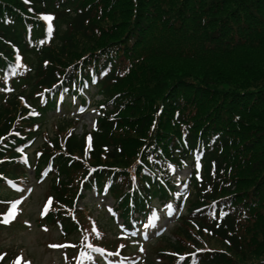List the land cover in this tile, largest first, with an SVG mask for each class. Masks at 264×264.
<instances>
[{"label":"trees","instance_id":"obj_1","mask_svg":"<svg viewBox=\"0 0 264 264\" xmlns=\"http://www.w3.org/2000/svg\"><path fill=\"white\" fill-rule=\"evenodd\" d=\"M46 14L53 16L51 41L37 54L36 47L30 48L25 40L26 27H31L30 37H41L43 28L34 18ZM16 51L25 60L37 58L30 96L56 83L57 70L79 60L84 67L94 63L96 72H105L100 73L104 100L119 98L92 135L90 163L119 167L143 142L151 147L159 128L158 137L172 130L171 119L178 112L179 122L192 120L190 148L200 130L206 133L215 126L212 130L220 132L216 146L222 150L206 148L204 179L210 190L197 185L196 198L201 202L208 196V201L229 197L235 210L241 206L244 214L239 223L230 213L211 224L199 215L187 218L186 225L192 222L200 232L206 228L228 250V254L202 258L198 264H252L264 259V113L260 114L261 109L264 112V0H0V53L10 57ZM155 60L195 64L190 72L159 78L153 72ZM117 62L119 66L134 63L136 71L131 68L123 80L117 76ZM164 95L165 107L161 105ZM159 107L163 108L160 113ZM24 113L20 100L12 97L6 104L0 97V135L6 134L12 115ZM173 131L180 133L179 127ZM12 142H4L8 154ZM170 145L164 151L169 158L175 148ZM132 146L136 149L130 153ZM82 147L83 140L76 136L65 146L76 154L82 153ZM53 149H60L57 141ZM182 150L185 153V146ZM55 158L59 164L61 158ZM210 161L215 162V175L209 173ZM66 165H60L62 177L53 187L56 199L70 206L76 189L71 172L77 164ZM227 167L231 179L221 180ZM4 171L0 166V174L5 175ZM197 200L192 207L199 204ZM67 225L71 226L69 221ZM179 245L167 248L173 253L185 251Z\"/></svg>","mask_w":264,"mask_h":264},{"label":"rangeland","instance_id":"obj_2","mask_svg":"<svg viewBox=\"0 0 264 264\" xmlns=\"http://www.w3.org/2000/svg\"><path fill=\"white\" fill-rule=\"evenodd\" d=\"M123 8L127 9L128 5H124ZM155 61H153L152 63H154ZM194 64L195 63L190 62L179 63L176 61H168L161 64V62L156 61V68L155 70H153V72L155 73V77L166 78L168 74L190 72L192 71V65ZM73 67L74 65L71 68ZM200 72L203 71L200 70ZM163 97L165 99L164 102L161 103V105L164 107L166 105L168 106L166 95H164ZM99 100L100 97L95 98V96L92 99L93 102H97ZM93 110L94 108L86 110L83 114H76L73 105L72 108H69L68 112H71L70 117H75L77 120H79V122L75 124L77 127L75 133L78 136L86 131H90L94 127V119L97 117V114ZM261 113H264L262 109L260 111V114ZM56 114L57 113L53 111L46 113V121L42 126V136L34 142L32 149L28 151L30 158L33 157V154L31 153H34L35 150L37 151V148H40L39 146H41L43 138L46 136L52 137L53 133L55 132L56 124L58 123ZM256 122L257 121H253V123ZM59 124L60 123H58V125ZM65 127H67V125ZM159 135L160 137L157 138L158 142H162L164 139L169 138L166 133H159ZM135 147L136 146L131 147L130 153H133V151L136 149ZM135 157L136 155L134 154L130 159L125 161V164H132L135 161ZM123 164L124 163L120 164L119 167H122ZM189 174L190 169L188 167H185L184 169L179 171H174V177L178 180L189 176ZM249 181L250 183H252L254 179L252 178ZM48 189L49 187L43 184V182L36 183L35 178H33L32 171L29 173V183L25 185L24 189L25 197L20 202L16 201L15 204H13L15 205V213L14 217L10 216V218L14 219V221L16 220V222H20L21 224L24 223V225H26V228L22 229L17 226H13L8 230L4 229L3 231H0V252H2V250L9 251L7 254L8 257L13 256L14 254H18V256L27 259L31 264H67V257L65 253L63 255L62 252H52V250H49L47 245L48 243L58 244L63 240L62 237H59V231L55 230V228L47 229L37 226V219L41 216V212H43V209L44 211L46 209V200H48L46 196ZM83 203H88L95 214H97V212L101 213L100 217L106 218L112 215V213L109 212L108 209L112 207L113 201L107 195H97L95 193H89ZM94 205L95 207H93ZM86 214L87 211H85L84 213L86 217L80 216V223L83 226L84 231L88 232V229L90 226H92V224ZM161 225L167 227L169 225L171 226V223H169L167 220H163L161 222ZM156 226L160 228L158 224ZM173 231L170 232V235H172ZM111 233H114V231L111 230ZM74 236H76L77 239L81 237L79 232L75 233ZM167 237L170 238V236L168 235ZM161 245L162 242L160 243V241L156 243H149V245L146 247L147 253L155 252L156 248L160 247ZM209 245L211 248H218L219 246L214 241H210ZM20 257L19 259L22 260ZM4 264H9V261L8 263L6 261Z\"/></svg>","mask_w":264,"mask_h":264},{"label":"snow or ice","instance_id":"obj_3","mask_svg":"<svg viewBox=\"0 0 264 264\" xmlns=\"http://www.w3.org/2000/svg\"><path fill=\"white\" fill-rule=\"evenodd\" d=\"M14 213H15V205H13V209H12V211L9 212V215L14 217ZM3 222H4V223H7L8 220H4ZM181 259H182V258H181Z\"/></svg>","mask_w":264,"mask_h":264}]
</instances>
